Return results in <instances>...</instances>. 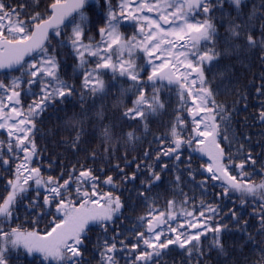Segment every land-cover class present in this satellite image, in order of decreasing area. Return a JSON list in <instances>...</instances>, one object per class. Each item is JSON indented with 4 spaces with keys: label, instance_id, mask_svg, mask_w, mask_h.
<instances>
[{
    "label": "snow or ice",
    "instance_id": "obj_1",
    "mask_svg": "<svg viewBox=\"0 0 264 264\" xmlns=\"http://www.w3.org/2000/svg\"><path fill=\"white\" fill-rule=\"evenodd\" d=\"M34 2L38 4L39 0ZM105 2L107 14L103 26H97L88 14L89 0H51L48 11L24 13L27 19L22 16L23 5L18 11L0 0V70L21 72L10 84L0 81L4 93L0 96V130L6 132V139L0 140V165L9 166L10 159L19 160L13 178L7 181L6 195L0 197V225L13 218L17 205L25 199L29 200L28 208L42 209L39 217H50L44 231L19 226L5 231L0 226V264H9L13 251L20 249L27 254L40 253L48 264H84V242L90 226L99 225L107 233L121 216L124 205L120 196L102 191L100 177L92 168L72 166L67 178H63V172L57 178L44 176L40 166H32L39 157L34 137L36 119L49 106L74 96L79 97L80 112L66 124L70 146L79 147L82 137L89 134L86 125L92 122L91 134L98 131L104 152L111 153L117 145L134 146L148 133L150 118L167 114L170 106L161 93L175 91L180 101L179 114L164 137L154 138L159 144L154 150L155 159L164 156L180 161L185 146L207 156L211 162L203 170L209 175L201 184L220 181L222 195L239 193L241 204L248 203L247 197L258 201L257 215L264 235V179L256 183L247 178L253 174L245 171L246 164L257 163L250 153L235 164L231 151L221 146L222 140H229L230 113L217 102L205 74L206 66H212L221 56L239 57L257 47L264 51V11L259 15L255 8L245 12L246 0H120L118 10L112 7V0ZM145 13H155V18ZM121 18L135 21L137 33L126 37L120 31ZM93 27L95 36L91 35ZM220 27L226 32L222 50L217 48ZM53 41L74 52L79 88L60 75ZM138 60L146 61L148 67ZM227 73L225 68L220 75ZM105 76L109 77L107 82ZM121 78L127 87H117ZM22 85H27L28 92H32L33 85L39 89L32 93L36 98L27 106L21 102ZM113 88L117 89L115 93ZM109 112L118 115L110 116ZM260 117L264 119V112ZM144 157L152 158L148 151ZM91 158H96L95 151ZM233 165L240 170L239 178L230 170ZM146 167L151 178L145 183L151 188L152 182L161 177L151 165ZM187 167L192 175L191 164ZM116 168H120L119 164ZM122 178L134 180L136 176ZM102 183L119 187L111 175ZM33 185L35 196L29 198L27 193ZM188 200L185 197L179 211L177 202L170 200L166 210L153 209L141 217L145 230L134 226L135 242L120 238L121 234L114 230L99 245L100 264H119L117 253L124 251L134 253L128 264H159L158 258L173 245L200 264L199 258L205 255L201 238L209 232L214 234L212 245L224 252L220 234L227 225L212 223L219 215V207L201 201L199 208L192 206L188 210ZM230 211L235 219L236 211ZM248 238L253 240L250 234Z\"/></svg>",
    "mask_w": 264,
    "mask_h": 264
},
{
    "label": "trees",
    "instance_id": "obj_2",
    "mask_svg": "<svg viewBox=\"0 0 264 264\" xmlns=\"http://www.w3.org/2000/svg\"><path fill=\"white\" fill-rule=\"evenodd\" d=\"M51 0H39L38 4L34 0H5V3L16 8L18 11L21 5L24 6L22 16L27 19L24 13L29 15L35 12L45 13L48 11V5ZM120 0H112V7L116 10ZM247 7L245 12L257 9V15L264 11L262 5L264 0H246ZM89 16L92 24L103 26L104 19L107 14L108 6L105 0H98L89 3ZM234 14V13H233ZM219 15V14H217ZM219 24L220 21L218 20ZM120 31L130 37L137 33L135 21L124 20L121 18ZM220 39L217 48L222 50L224 47V37L226 36L225 28L220 27ZM259 34L257 30V35ZM91 35H96V28H92ZM99 39V37H96ZM56 46V42L53 41ZM57 57L60 61V75L62 78L69 80L79 88L78 71L74 72L77 60L74 52L69 47L56 46ZM142 56V53H138ZM140 64L148 67L146 61L138 60ZM228 69L227 75H220L221 72ZM205 74L211 82V87L216 95L218 103L224 105L230 113V131L229 140L221 141V146L226 152L231 151L235 164H239L244 160L245 156L250 153L252 158L257 161L256 165L246 164L245 171L251 172L253 175L247 177L254 179L259 183L264 179V119L260 114L264 112V51L259 47L251 52L242 54L237 57L221 56L219 60L213 61L212 66H206ZM21 72L0 74V81L10 84L11 80L20 76ZM106 82L109 80L105 76ZM130 83V82H128ZM127 87L128 84L123 82L118 85ZM174 87V86H173ZM21 102L27 106L32 99L36 97L32 94L38 92L37 86H32V92H28L27 85H22ZM257 89L261 91L258 92ZM113 93L117 91L112 89ZM4 93L0 90V96ZM162 98L169 103L167 114L150 118L148 122L149 132L141 136L140 140L133 145H117L115 151L105 153L99 133L92 135L91 123L86 125L88 135L81 139L78 148H72L69 144L70 132L66 127L67 121L74 113L80 112L79 97H70L68 100L55 106H49L41 116L36 119V131L34 132L35 143L39 153L38 159H34L32 166H40L44 176L51 175L60 177L63 172L67 178L68 171L72 166L79 169L80 165L92 168L94 174L100 177V189L102 191H113L114 195L120 196L124 207L121 209V216L108 232L99 225H91L87 233V239L84 242V264H100L99 245L103 239L110 237L116 233H120V238H127L128 241L135 242L134 226L144 231L143 221L141 217L148 216L153 209L166 210L167 203L170 200L177 202L176 210H180V206L185 199L189 198L185 207L192 210V206L199 208L200 202L205 204L218 206L219 215L212 221L213 225H227V229L221 235L224 244V252H220L212 245L214 234L209 232L202 237V245L205 255L200 257V264H264L261 260L264 252V235H261V223L259 216V202H253L252 197H247L248 203L241 204L240 194L229 192L228 196L222 195L223 185L220 181L208 180L206 184H201L209 175L203 170L204 165L211 161L202 153L194 152L192 148L185 146L182 149L180 161L173 160L171 157L161 156L159 160L155 159V149L159 144L155 142V137H164L168 131L170 123L174 122L175 116L179 114L180 101L175 91H163ZM134 98V97H133ZM110 103V101H105ZM108 115H118V112H109ZM186 116L187 114L184 113ZM190 121V118H189ZM133 126H137L136 122H132ZM142 128V125L140 126ZM223 128V124H222ZM6 139V132L0 130V140ZM241 145L243 147L241 148ZM167 142L165 147H167ZM96 152V158H91V153ZM148 151L151 159L144 157V152ZM191 157V161L188 160ZM15 163L10 159L9 166L0 165V197L6 195V185L9 179L13 178L15 171ZM191 164L192 175H189L188 164ZM120 168L117 169L116 165ZM167 164V168L163 165ZM139 165V169L137 168ZM146 165H151L156 172L160 174L159 181H153L151 188L148 187L146 181L150 180V173ZM122 169V171H121ZM102 170V171H101ZM233 175L239 178V169L234 165L231 167ZM135 174L136 178L124 180L122 177H128ZM111 175L119 184L118 188H112L111 185H104L102 181ZM180 180L177 181L176 177ZM193 176L195 179H193ZM41 194H45L41 189ZM29 198L35 196V186L27 193ZM28 199L22 204L17 205V210L13 218L6 224H2L5 231L12 227H21L23 229L44 231L47 229L50 217H39L38 213L41 208H28ZM235 210L237 217L231 216V211ZM181 221L184 217L180 218ZM239 221V222H237ZM247 221V224H244ZM175 224V222H173ZM249 234L253 240H249ZM164 255L158 258L159 264H196L195 260L189 258L183 249L177 246H170L165 250ZM134 253L124 251L117 253L119 264H128ZM9 264H48L44 261L40 253L27 254L25 250L13 251Z\"/></svg>",
    "mask_w": 264,
    "mask_h": 264
},
{
    "label": "water",
    "instance_id": "obj_3",
    "mask_svg": "<svg viewBox=\"0 0 264 264\" xmlns=\"http://www.w3.org/2000/svg\"><path fill=\"white\" fill-rule=\"evenodd\" d=\"M92 1H96V0H89V2H92ZM138 2V0H137ZM28 59V58H26ZM15 71H18V69H3V70H0V74L2 73H10V72H15Z\"/></svg>",
    "mask_w": 264,
    "mask_h": 264
},
{
    "label": "rangeland",
    "instance_id": "obj_4",
    "mask_svg": "<svg viewBox=\"0 0 264 264\" xmlns=\"http://www.w3.org/2000/svg\"><path fill=\"white\" fill-rule=\"evenodd\" d=\"M133 7H135V5H133ZM146 15H151L153 16V18H155V13H145Z\"/></svg>",
    "mask_w": 264,
    "mask_h": 264
}]
</instances>
